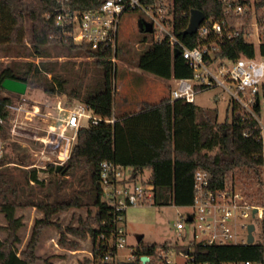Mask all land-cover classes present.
Listing matches in <instances>:
<instances>
[{
    "label": "trees",
    "instance_id": "16d2710c",
    "mask_svg": "<svg viewBox=\"0 0 264 264\" xmlns=\"http://www.w3.org/2000/svg\"><path fill=\"white\" fill-rule=\"evenodd\" d=\"M150 1L153 0H141L143 3ZM174 1L175 34L190 47L198 42V38L193 34L182 36L181 31L186 27L192 9L202 11L206 17H227L221 0ZM99 3L100 0H71L69 5L83 10L96 8ZM58 7V0H0V44L22 45L27 38V56L41 58L52 56V46L62 47L73 56L93 58L94 65L102 71V79L93 84L92 89H88V86H73L68 89L67 80L54 72L47 62L40 66L29 62L25 69L11 62L0 71V93L4 91L1 86L3 79L21 80L40 87L47 94H66L68 98L85 103L102 120L79 129L70 158L58 171L55 165L48 167L47 170L54 176L47 185L48 198L19 199L21 181L9 167L13 162L6 156L0 158V213L5 221L1 227L4 235H0V264H58L38 255L36 248L41 229L53 224L52 216L85 204L81 203L78 194L63 198L61 193L67 180H61L60 177L75 175L78 170H84L85 173L88 171L90 189L85 192L88 205L95 212L88 214L84 220L80 219L76 227H67L66 231L76 239L88 237L94 254L103 252V245L111 236L108 224L111 208L102 201L97 181L100 163L103 161H113L126 168L130 172L128 181L152 184L156 203L162 205L170 196L171 203L179 207L193 204L194 176L198 170L208 173L212 190H223L226 187L236 189L227 182L235 179L236 175L238 177L237 173H245L247 180L258 184V188L248 192L240 191L250 203L264 207V195L260 192L261 185L264 184L261 177L264 170V147L258 139L259 129L254 119L242 120L245 111L233 101L228 106L230 120L221 122L218 120L217 108L201 107L195 101L188 102L184 99L171 100L169 96L157 103L144 102L138 111L115 116L112 77L115 70L113 57L118 56V44L113 52L111 48L92 49L86 44L75 43L70 37L63 35L53 17H46ZM255 11L258 21L264 23V0L255 2ZM237 18L235 15L229 16L232 21ZM245 19L243 18L244 21ZM244 29L242 27L241 34L231 41L220 43L217 59L253 58L256 53L264 58V44L256 50L254 44L243 34ZM142 41L146 42L147 39L143 38ZM136 66L144 72L168 80L192 76L190 65L182 55L173 56L167 39L152 40L138 55ZM46 72H52L50 78L43 75ZM10 104L11 98L0 94V137H6L3 122L9 116ZM113 118V123L107 122ZM23 163L21 165H25ZM24 170L26 184L34 182L43 186L38 169L33 167L29 171ZM145 171H149L148 178L139 179ZM242 184L245 185L246 182L242 180ZM22 206L35 207L42 212L43 217L35 220L28 242L18 252V244L21 243L19 232L24 223L17 211ZM260 223L264 227V220ZM61 240H64L63 236ZM71 245L73 248L77 247L78 240ZM170 247L173 244L166 241L142 245L136 251L150 256L147 264H155V254ZM108 250L112 251V248ZM176 250L188 251V255L196 263L221 264L246 259L264 262V242L217 245L190 240L186 245L176 246ZM90 261L86 258L79 264H89Z\"/></svg>",
    "mask_w": 264,
    "mask_h": 264
},
{
    "label": "built area",
    "instance_id": "2783aa9c",
    "mask_svg": "<svg viewBox=\"0 0 264 264\" xmlns=\"http://www.w3.org/2000/svg\"><path fill=\"white\" fill-rule=\"evenodd\" d=\"M70 1L58 0L59 7L46 17H53L55 25L61 29L63 35L70 37L75 43L86 44L92 49L111 48L113 52L116 51L118 44V25L121 15L129 10H140L144 15L142 19L152 25L150 33L153 40L167 39L172 52L177 48L179 54L190 65L192 76L172 79L175 86L170 90V99L194 102L198 92L210 87L222 88L230 95L231 100L245 111L242 120L252 118L256 121L259 129L258 139L264 147V58L258 53L253 58L239 57L235 60L216 58L220 43L239 36L242 27H245L243 34L254 46L257 44L258 48L264 44V23L258 21L255 11L257 0H221L227 17L216 19L213 16H204L195 32L191 33L198 38V42L191 47L175 34L174 0H153L147 3L141 0H100L96 8L83 10L72 8L69 5ZM231 15L238 18L232 21L229 19ZM247 17L250 19L246 20ZM46 116L54 117L50 112ZM53 120V123L47 126L45 136L39 138L45 150L54 151L53 164L58 166L63 165L70 158L79 129L97 124L102 119L94 113L92 107L78 102L68 109L64 116L55 117ZM114 121V118L107 120L111 123ZM47 159L50 160V157ZM127 171L113 161L100 163L97 181L102 201L111 208V218L108 222L111 236L104 243L103 252L100 254L92 252V264L150 262L149 255L140 254L136 250L130 249L128 254L118 253V250L127 246L126 233L124 226L121 225L125 210L131 206L155 201L154 186L150 183L128 181L130 172ZM194 189L193 204L185 207L188 209L186 213H179L180 219L175 223L176 229L182 232L186 223L193 224L190 240L203 244H249L247 226L250 223L254 224L255 229L252 232L254 237L257 222L264 220V207L250 203L243 193L236 189L226 187L223 190H212L206 171L198 170L195 173ZM254 209H257L255 213H253ZM248 215H251L252 220L239 224ZM238 226L245 231L244 236L238 230ZM255 242L254 239L253 243ZM109 248H112V251H109ZM172 254L173 247L158 251L155 254V264H179L171 259ZM143 255L148 257L145 263L141 261ZM177 255L185 259L188 257V260H184L182 264H211L196 263L193 257L188 255V251L179 250ZM221 264H264V262L246 259L237 262L225 261Z\"/></svg>",
    "mask_w": 264,
    "mask_h": 264
},
{
    "label": "rangeland",
    "instance_id": "374dc122",
    "mask_svg": "<svg viewBox=\"0 0 264 264\" xmlns=\"http://www.w3.org/2000/svg\"><path fill=\"white\" fill-rule=\"evenodd\" d=\"M144 17L140 10H129L121 15L118 25V56L113 60L115 70L112 77L114 88V114L119 116L123 112L138 111L144 102L157 103L162 98L168 97L170 90L175 83L172 79H165L153 74L144 72L136 66L138 55L153 40L151 33L140 32L137 20ZM146 38L147 41H142ZM29 42L27 38L22 45L0 44V71L11 62L18 64L22 69L27 68L29 62L40 66L41 63H49L54 72L65 78L66 86L71 89L73 86L84 88H94L93 84L102 79V71L94 65L93 58L76 57L67 53L62 47L51 48L50 57L27 56ZM257 50V44H255ZM59 55V56H56ZM34 71V69H32ZM46 77L50 78L52 72H46ZM2 96H9L11 104L9 106V116L3 122L6 137H0V158L7 157L13 163L9 167L12 173L20 180L21 190L19 199L25 200L31 197L33 200L48 198V182L54 177L47 170L50 165H54V151L48 152L44 149L41 138L46 134L47 126L53 123V118L62 117L66 111L77 103L76 99L68 98L66 94L50 95L45 93L40 87L27 84V90L23 95L8 93L6 90L0 93ZM231 97L220 87H210L198 92L195 96V104L205 108H217L218 120H230L231 114L228 106ZM21 108V109H20ZM29 112V113H28ZM50 112L53 118L46 116ZM44 114V115H43ZM16 126V127H15ZM14 127V132H13ZM50 157V160L47 159ZM24 161V163L22 162ZM51 161V162H49ZM25 165H21V164ZM35 167L38 169L39 179L43 181V186L34 182L26 184L24 182V169L28 171ZM128 172V171H127ZM236 178L227 182L233 184L237 191H250L258 188V184H253L247 180L245 173H237ZM242 174V175H240ZM149 171L139 176V179H147ZM262 181H264V170H262ZM66 179L62 187L63 198L79 195L82 206L73 207L68 211L52 216L53 224L46 225L41 229L37 254L43 258H50L58 264H79L86 258L92 264L91 240L76 239L67 233V227H76L80 219H86L88 214L95 212V209L88 205L86 190L90 189L88 171H76L75 175L60 177ZM242 180L246 184H242ZM262 195H264V184L261 185ZM49 199H52L49 196ZM185 207L175 206L171 203L170 196L162 205L152 200L149 203L128 207L125 210L124 220L121 223L126 233L127 246L118 250L119 254H128L131 250L146 244H161L166 241L173 244V254L171 259L182 264L188 257L181 258L177 255L176 246H183L192 238L193 224L186 223L185 229L180 232L175 227L179 213H186ZM17 215L22 216L23 226L19 232L21 243L18 244V252L23 249L28 242L32 226L36 219L43 217L41 211L33 206H22L18 209ZM251 215L246 216L239 223H247ZM257 222V221H256ZM5 224L4 217L0 213V235H4L1 227ZM260 222L256 224L254 239L256 242H264V227ZM196 226V225H195ZM238 230L244 236L245 231L238 226ZM64 240H61V237ZM142 237L138 241V237ZM78 240L77 247H71L73 241ZM19 253H17V256ZM42 264V263H40Z\"/></svg>",
    "mask_w": 264,
    "mask_h": 264
},
{
    "label": "water",
    "instance_id": "95a60500",
    "mask_svg": "<svg viewBox=\"0 0 264 264\" xmlns=\"http://www.w3.org/2000/svg\"><path fill=\"white\" fill-rule=\"evenodd\" d=\"M204 13L200 10L197 9H192L190 11L189 15V20H188V25L186 29L181 31V35L185 36L187 34L194 33L196 28L199 26L200 22L204 19ZM137 26L140 32H145V33H150L152 31V25L150 22L145 21L142 18H139L137 20ZM179 55V50L177 48L173 49V56L176 57ZM1 86L4 90L10 92V93H15L19 95H23L26 90H27V83L21 80L17 79H12V78H5L3 79ZM62 165H58L56 170L58 171ZM257 209L253 210V213H255ZM255 229V226L253 223L248 224L247 226V231H248V236H247V242L249 244L253 243L254 237H253V230ZM141 236L138 237V241L141 240ZM141 261L143 263L148 261V257L143 255L141 256Z\"/></svg>",
    "mask_w": 264,
    "mask_h": 264
},
{
    "label": "crops",
    "instance_id": "0c3cea01",
    "mask_svg": "<svg viewBox=\"0 0 264 264\" xmlns=\"http://www.w3.org/2000/svg\"><path fill=\"white\" fill-rule=\"evenodd\" d=\"M77 103H78V102H77ZM123 113H125V112H123ZM123 113H122V114H123ZM122 114H120V115H122Z\"/></svg>",
    "mask_w": 264,
    "mask_h": 264
},
{
    "label": "flooded vegetation",
    "instance_id": "af4514ba",
    "mask_svg": "<svg viewBox=\"0 0 264 264\" xmlns=\"http://www.w3.org/2000/svg\"><path fill=\"white\" fill-rule=\"evenodd\" d=\"M141 240H142V238H141ZM141 240H140V241H141Z\"/></svg>",
    "mask_w": 264,
    "mask_h": 264
}]
</instances>
